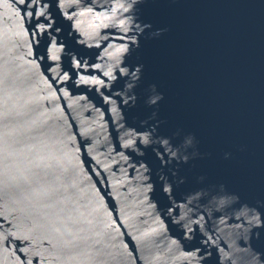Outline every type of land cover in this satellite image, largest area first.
Returning a JSON list of instances; mask_svg holds the SVG:
<instances>
[{"label":"water","instance_id":"1","mask_svg":"<svg viewBox=\"0 0 264 264\" xmlns=\"http://www.w3.org/2000/svg\"><path fill=\"white\" fill-rule=\"evenodd\" d=\"M0 264H264V0H0Z\"/></svg>","mask_w":264,"mask_h":264}]
</instances>
